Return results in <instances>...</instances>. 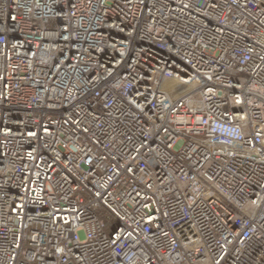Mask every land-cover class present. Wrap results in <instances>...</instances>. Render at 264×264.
Here are the masks:
<instances>
[{
  "label": "built area",
  "instance_id": "2783aa9c",
  "mask_svg": "<svg viewBox=\"0 0 264 264\" xmlns=\"http://www.w3.org/2000/svg\"><path fill=\"white\" fill-rule=\"evenodd\" d=\"M0 264H264V0H0Z\"/></svg>",
  "mask_w": 264,
  "mask_h": 264
}]
</instances>
